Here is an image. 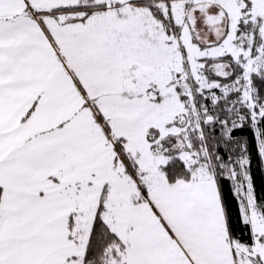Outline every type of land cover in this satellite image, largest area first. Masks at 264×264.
<instances>
[{"label": "snow or ice", "instance_id": "snow-or-ice-1", "mask_svg": "<svg viewBox=\"0 0 264 264\" xmlns=\"http://www.w3.org/2000/svg\"><path fill=\"white\" fill-rule=\"evenodd\" d=\"M254 167L264 0H0V264H264Z\"/></svg>", "mask_w": 264, "mask_h": 264}, {"label": "trees", "instance_id": "trees-1", "mask_svg": "<svg viewBox=\"0 0 264 264\" xmlns=\"http://www.w3.org/2000/svg\"><path fill=\"white\" fill-rule=\"evenodd\" d=\"M254 173V180L257 187V190L259 192H264V171H262L259 167H254L253 169ZM224 193L225 196L228 198L230 207L233 211V214L236 212V201L232 199L231 193L229 192L228 184L227 182L224 185Z\"/></svg>", "mask_w": 264, "mask_h": 264}]
</instances>
